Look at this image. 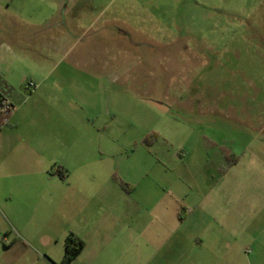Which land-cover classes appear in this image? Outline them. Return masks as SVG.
Instances as JSON below:
<instances>
[{"label":"rangeland","instance_id":"374dc122","mask_svg":"<svg viewBox=\"0 0 264 264\" xmlns=\"http://www.w3.org/2000/svg\"><path fill=\"white\" fill-rule=\"evenodd\" d=\"M120 1L124 9L105 16L117 14L143 41L125 37L122 55L88 48L80 69L46 51L16 59L0 31V78L11 87L0 86L15 107L2 130L0 197L34 198L37 180L61 163L76 177L79 161L90 176L137 180V194L154 198V210L141 206L139 264L164 210L176 225L191 213L189 228L213 212L220 259L264 260V0ZM99 12L76 10L79 27ZM101 20L85 36L99 34ZM44 132L73 145L72 159ZM5 216L0 205V264H50L41 229L10 227ZM49 247L60 258V244Z\"/></svg>","mask_w":264,"mask_h":264},{"label":"crops","instance_id":"0c3cea01","mask_svg":"<svg viewBox=\"0 0 264 264\" xmlns=\"http://www.w3.org/2000/svg\"><path fill=\"white\" fill-rule=\"evenodd\" d=\"M117 1L104 0L99 6L92 0H39L36 3L35 0H19L14 5L6 3L0 9V31L20 51L16 53L12 50V56L16 59L24 55L22 53L34 56L35 52L46 51L53 57L66 59L72 68L80 69L81 59L87 56L88 48L96 47L95 50H103L106 54L119 50L122 55L125 37L131 43L143 41L140 35H133L134 30L125 26L117 14L105 16L113 6L119 11L124 9V3ZM126 6L133 7L134 4L129 2ZM93 9L100 10L99 16L87 27L83 25L85 29L79 27L80 20L75 16V11L83 10L85 17L86 11ZM98 19H102L99 34L85 36L84 31L91 30ZM80 31L84 33L78 34ZM3 129L0 130V142L4 137ZM43 134L51 137L55 146H61L72 159L75 152L73 145L66 144L65 140L58 141V133ZM62 137L66 138L64 134ZM76 138L84 137L80 135ZM72 164L78 171L76 177L71 176L70 167L61 163L56 175L46 174L37 180L38 194L34 198L27 199L26 195L0 197V205L7 213L6 222L10 227L40 228L43 233L42 246L48 249L45 259L50 264L61 263L64 241L69 235L83 243L81 251L70 264H139L141 206L148 211L154 210V204L151 208L147 205L155 202L154 198L148 194H137L140 185L137 180L121 178L114 181L107 176L108 172L103 175L95 172V176H90L86 163L79 164L77 161ZM31 205L37 208L32 216L33 222L27 220ZM199 214L201 219L197 220L201 226L198 228L197 222H194V227L189 228L186 224L191 222V213L184 215L176 225L172 223L169 210L158 212V217L163 220L157 228L148 229L150 236L146 264H264V260L256 255L248 259H220L213 241L216 233L211 228L214 213L201 211ZM51 243L62 247L60 258L51 260L54 259L51 258L54 256L49 247ZM110 254L120 257L111 259L108 257Z\"/></svg>","mask_w":264,"mask_h":264},{"label":"built area","instance_id":"2783aa9c","mask_svg":"<svg viewBox=\"0 0 264 264\" xmlns=\"http://www.w3.org/2000/svg\"><path fill=\"white\" fill-rule=\"evenodd\" d=\"M33 86L32 83L28 87ZM15 111V107L10 101L7 93L0 88V130L10 123L11 116Z\"/></svg>","mask_w":264,"mask_h":264},{"label":"trees","instance_id":"16d2710c","mask_svg":"<svg viewBox=\"0 0 264 264\" xmlns=\"http://www.w3.org/2000/svg\"><path fill=\"white\" fill-rule=\"evenodd\" d=\"M82 247V241L75 238L73 235H69L64 241V255L60 264H70L81 251Z\"/></svg>","mask_w":264,"mask_h":264}]
</instances>
